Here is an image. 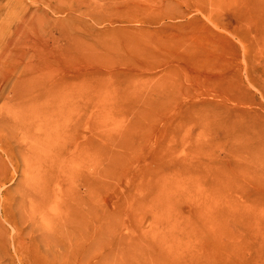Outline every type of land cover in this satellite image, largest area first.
Segmentation results:
<instances>
[{"label":"rangeland","instance_id":"rangeland-1","mask_svg":"<svg viewBox=\"0 0 264 264\" xmlns=\"http://www.w3.org/2000/svg\"><path fill=\"white\" fill-rule=\"evenodd\" d=\"M68 1L69 15L50 13L48 0H0V73L14 81L37 65L41 90L81 93L73 101L84 99L100 125L87 135L101 152L100 193L83 183L95 150L87 168L74 144L62 150L82 171L70 184L74 212L80 205L105 228L85 243L87 264H264V0ZM37 7L73 34L63 51H45L46 24L35 25L32 48L15 46L25 10ZM10 111L0 97V123ZM42 180L17 173L1 189L11 190L5 203L15 207L19 188ZM47 183L56 190L62 179ZM60 204L47 200L44 213ZM35 247L2 264H76L56 262L63 246L41 234Z\"/></svg>","mask_w":264,"mask_h":264},{"label":"bare ground","instance_id":"bare-ground-1","mask_svg":"<svg viewBox=\"0 0 264 264\" xmlns=\"http://www.w3.org/2000/svg\"><path fill=\"white\" fill-rule=\"evenodd\" d=\"M48 2L50 13L69 15L72 11L71 1L48 0ZM50 13L38 7L25 10L23 23L15 31V38L16 34L19 36L18 44L15 46L19 47V50L21 44L32 48L39 41L40 35L35 30V25L39 27V25L46 24L50 28L45 33L48 37L41 41L46 43L45 51L50 54L58 50L63 51L65 46H62L61 42L62 44L74 42L73 34L69 31L64 32L62 22L54 20ZM81 33L87 37L86 30L81 29ZM49 39L55 44L54 47L48 46ZM78 40L84 41L83 44L86 42L82 36ZM38 72L37 65L29 63L14 81L10 80L7 73H0L2 76L0 97L5 98L7 105L11 107L8 114L9 120L0 123V264L3 262V254L6 256L15 251L17 254L27 255L34 252L36 237L40 234L42 241L49 248L52 243L63 246L62 249L65 252L61 253L62 258L55 257L56 262L61 259L62 262L87 264L88 260L83 255L85 252L82 251L88 249L85 243L91 235L98 240L102 239L105 228L102 220L93 222L88 219V212L80 205L74 212L72 201L74 203L79 200H75L77 193L74 187L71 189L70 184L76 174L80 175L82 171L75 167L77 165L75 156L73 155L68 160L62 150L74 144L73 148L76 146L77 150L82 152L83 160L79 165L84 168H87L90 162L89 152L95 150L94 166H88L94 172L90 175L87 173L83 178V183L92 195L100 193L102 185L99 181L100 166L98 163L101 159V152L98 148L90 147L87 136L89 133L101 130L100 125L92 124L93 120L86 111L87 103L84 99L78 103L72 99L84 95L41 90ZM5 86L9 89L7 90ZM1 119L5 120L3 117ZM6 128L9 129L8 134H6ZM4 137L14 139L18 143V150L10 141L4 143ZM75 138L83 139V142L77 145L76 142H72ZM51 154L57 159L52 160L54 158L50 159L46 156ZM19 172L24 178L28 173L41 174L43 180L36 185L38 188L33 185H28L23 190L19 188L21 198L18 203L15 202V207L12 204L8 206L5 202L11 198V190L6 188L1 193V189ZM54 175L62 179V184L56 190L49 189V183H47L49 180L53 184ZM37 179L34 178L31 182L34 183ZM26 196L30 197L27 207L23 202ZM47 200L59 201L62 209H55V212L47 216V213H44ZM45 230L49 231V234L43 235ZM173 236H171L172 240L178 241V238ZM94 259H96L94 264L99 262L117 264L118 262V259L109 260L106 256L94 257Z\"/></svg>","mask_w":264,"mask_h":264}]
</instances>
